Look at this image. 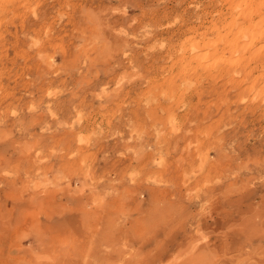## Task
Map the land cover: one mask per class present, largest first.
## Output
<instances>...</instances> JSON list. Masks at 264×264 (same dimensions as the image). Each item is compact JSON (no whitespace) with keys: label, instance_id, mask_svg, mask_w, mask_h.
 Returning a JSON list of instances; mask_svg holds the SVG:
<instances>
[{"label":"rangeland","instance_id":"1","mask_svg":"<svg viewBox=\"0 0 264 264\" xmlns=\"http://www.w3.org/2000/svg\"><path fill=\"white\" fill-rule=\"evenodd\" d=\"M9 1L0 264H264V0Z\"/></svg>","mask_w":264,"mask_h":264},{"label":"bare ground","instance_id":"2","mask_svg":"<svg viewBox=\"0 0 264 264\" xmlns=\"http://www.w3.org/2000/svg\"><path fill=\"white\" fill-rule=\"evenodd\" d=\"M0 1H5V0H0ZM7 1H8V0H7ZM10 1H11V0H10ZM10 1H9V3H10ZM12 1H15V0H12ZM20 1H21V0H20ZM20 1H19V2H20ZM22 2H25V1H22ZM7 3H8V2H7ZM13 3H14V4H13ZM13 3L11 2V4H13L12 7H14V5H15L16 2H13ZM30 3H31V2H30ZM1 4H3V3L1 2ZM18 4H19V3H18ZM23 4H24V3H22V6H23ZM4 5H5V3H4ZM4 5H3V6H4ZM7 5H8V4H7ZM28 5H29V2H28ZM17 6H19V5H17ZM20 6H21V4H20ZM20 6H19V7H20ZM26 6H27V5H26ZM26 6H25V7H26ZM5 7H6V6H5ZM7 7H8V6H7ZM9 7H11V6H9ZM28 7H29V6H28ZM28 7H26V8H28ZM0 8H1V7H0ZM20 8H21V7H20ZM20 8H19V9H20ZM22 8H23V7H22ZM15 9H18V8L15 7V8L13 9V11H14ZM1 10H2V8H1ZM3 10H4V9H3ZM8 10H9V9H8ZM8 10H7V11H8ZM9 11L11 12V10H9ZM0 12H1V11H0ZM3 12H4V11H3ZM10 12H9V13H10ZM15 12H16V11H15ZM17 12H18V11H17ZM17 12H16V13H17ZM20 12H21V11H19L18 15L21 14ZM23 12H24V11H23ZM7 13H8V12H7ZM0 14H1V13H0ZM10 14H11V13H10ZM13 14H15V13H13ZM4 15H5V13H4ZM4 15H3V16H4ZM6 15H8V14H6ZM6 15H5V16H6ZM1 16H2V15H1ZM8 16H9V15H8ZM8 16H6V18H7ZM14 16H15V15H14ZM16 16H17V14H16ZM1 19H2V17H1ZM1 21H2V20H1ZM6 21H7V19H6ZM1 24H2V22H1ZM112 45H113V44H112ZM152 154H153V153H152ZM142 156H143V155H142ZM144 167H145V166H144Z\"/></svg>","mask_w":264,"mask_h":264}]
</instances>
